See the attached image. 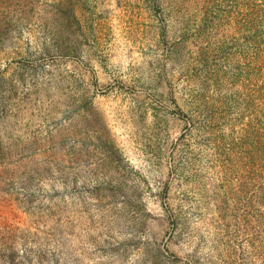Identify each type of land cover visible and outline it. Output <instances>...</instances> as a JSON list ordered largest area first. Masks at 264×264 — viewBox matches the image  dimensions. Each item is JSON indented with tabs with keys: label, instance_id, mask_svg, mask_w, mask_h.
Wrapping results in <instances>:
<instances>
[{
	"label": "rangeland",
	"instance_id": "rangeland-1",
	"mask_svg": "<svg viewBox=\"0 0 264 264\" xmlns=\"http://www.w3.org/2000/svg\"><path fill=\"white\" fill-rule=\"evenodd\" d=\"M259 3L0 0V264H264Z\"/></svg>",
	"mask_w": 264,
	"mask_h": 264
},
{
	"label": "trees",
	"instance_id": "trees-1",
	"mask_svg": "<svg viewBox=\"0 0 264 264\" xmlns=\"http://www.w3.org/2000/svg\"><path fill=\"white\" fill-rule=\"evenodd\" d=\"M253 8L255 9V14H256V17H258L259 14H261L263 8H264V4H253ZM244 26V24L242 25V27ZM241 27V28H242ZM244 38L246 39H249L247 41H250L249 43L252 44V46H250L252 48V51L253 54H256L255 59L257 58V54L258 52H260V46H259V41L257 39V37L255 35L253 36H244ZM262 63L259 65V66H256L254 65L252 67L251 64H253V62H248L246 65H244L243 67H239L237 73L234 75L235 79H245V80H248V72L249 70H252L254 72H256L257 74H261V75H264V59L262 60ZM249 86V85H248ZM248 91L242 96V100L245 101V104H249V100L251 99L252 95L256 92L254 89L252 88H247ZM260 90L264 89V85H262L260 88ZM209 119L208 121L209 122H215L218 120V113H217V109L213 110L209 116H207Z\"/></svg>",
	"mask_w": 264,
	"mask_h": 264
}]
</instances>
